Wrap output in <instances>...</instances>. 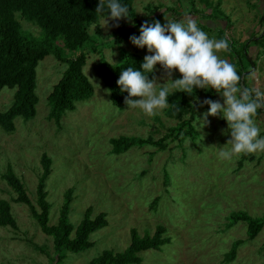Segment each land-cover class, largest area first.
<instances>
[{
	"label": "rangeland",
	"instance_id": "rangeland-1",
	"mask_svg": "<svg viewBox=\"0 0 264 264\" xmlns=\"http://www.w3.org/2000/svg\"><path fill=\"white\" fill-rule=\"evenodd\" d=\"M218 1L136 0L135 16L142 23L158 20L162 25L168 21L186 24L192 18L209 38L219 40L224 33L236 51L249 41V55L255 66L248 60H241L240 66L237 55L230 50H221L217 55L233 64L237 72L244 69L249 74L245 82L241 80V88L264 92V48L255 43L264 31V0H222L220 8L216 7ZM16 17L24 31L36 38L42 35V30L20 13ZM134 22L131 18L115 21L105 17L90 27L91 42L83 50L88 53L84 73L95 94L79 103L75 112L67 113L61 126L48 120V97L67 65L49 55L37 67V116L29 122L17 119L13 134L0 129V200L11 203L19 227L17 231L0 227V264H51L57 257L53 238L42 232L27 205L14 203L17 194L2 179L8 166H12L40 211L37 187L44 154L53 161L46 187L52 205L51 226L58 223L65 193L71 188L75 189V199L70 221L75 227L89 207L94 208L93 216L108 214L109 226L91 236L95 246L80 254L68 252L61 264H89L105 250L123 252L131 243L132 229L142 236L146 232L154 235L159 225L167 228L171 243L161 251L142 253L143 264H264V228L255 240L248 241L246 223L227 227L233 212L243 211L254 218L264 216V152L219 156L221 150L230 152L232 148L227 144L231 139L228 122L222 114L208 116L206 123L202 121L209 110L202 102L211 97L214 89L197 88L192 94L185 93L187 101L202 106L194 122L200 134L197 141L187 140L183 145L168 141L165 151L145 147L112 154L113 138L159 140L179 123L167 116L169 105L153 116L140 108L126 105L121 111L112 105L102 77L101 58L118 64L124 51L143 57L154 54L146 46L139 48L131 42V36L140 35V27L132 29ZM55 47L63 48L62 40ZM93 47L101 54L92 53ZM63 53L73 58L81 51L63 49ZM154 72L157 92L164 86L168 94L183 92L172 83L182 78L178 70L173 71L171 79L160 64ZM15 92L10 88L0 92V112L11 107ZM213 101L223 104L224 98L218 94ZM254 120L264 137V110ZM157 198V211H153L151 204ZM238 240L245 244L238 249L236 260L226 263L225 256Z\"/></svg>",
	"mask_w": 264,
	"mask_h": 264
},
{
	"label": "trees",
	"instance_id": "trees-1",
	"mask_svg": "<svg viewBox=\"0 0 264 264\" xmlns=\"http://www.w3.org/2000/svg\"><path fill=\"white\" fill-rule=\"evenodd\" d=\"M135 1L118 0L119 3L128 7L129 18L135 21L132 27L134 30L145 23L136 19ZM99 2L100 0H0V92L4 88L16 89L11 107L7 111L0 112V129L5 133L13 134L16 131L17 119L29 122L37 116L39 103L36 93L37 67L49 55H54L57 61L67 65L64 75L48 97L49 121H54L61 126L67 113L75 112L79 103L90 100L94 96L95 89L84 73L88 53L83 50L91 42L90 27L99 23L101 18L109 17L108 0H105L104 11L98 14L96 8ZM221 4L222 0H219L216 7L220 8ZM18 13L27 22L42 30L39 38L23 30L16 17ZM222 39L226 40L224 33H222ZM59 40H62L63 48L55 47ZM248 42L243 45L241 51H236L228 41L229 50L237 55L240 66H242L241 60H248L253 66L256 65L249 55ZM255 43L264 48V31ZM63 49L73 52L81 51V53L77 57L68 58L65 57ZM92 53L101 54L96 47L92 48ZM122 56V61L118 64H110L104 57L101 58L102 77L110 91L112 105L121 111L126 107L125 97L128 96V93L122 92L117 84L121 72L129 67L143 72L141 65L145 58L138 53L125 51ZM238 74L244 82L249 76L244 73V69L239 70ZM145 75H148L149 79H156L154 71ZM242 76L245 77L242 78ZM217 95L218 93L213 90L209 99L215 100ZM132 99H138V97ZM168 105L167 116L179 120V123L170 128L166 136L159 140L151 137L144 139L128 136L113 138L111 140L112 154L122 155L134 148L145 147L165 151L168 149V141L179 142L180 145L187 140L197 141L200 134L194 122L203 105L191 104L187 101L185 92L168 94ZM263 110V107L259 108L255 117L258 118ZM41 164L43 173L37 187V205L40 211L33 205L25 185L16 176L12 166H8L2 179L16 192L17 198L13 200L14 203L27 205L42 232L53 238L57 257L52 259L51 264H61L67 258L68 252L80 254L95 246L96 243L91 240V236L109 226L108 214L100 213L93 216L94 208L89 207L81 223L75 227L70 221L71 205L75 199V189L71 188L65 193L58 223L51 226L49 217L52 205L48 201L49 194L46 187L52 174L53 161L44 154ZM159 201L160 198H157L151 204L153 211H157ZM229 220L228 228L240 222L247 224L248 241L255 240L264 228V216L254 218L243 211L233 212ZM0 227L19 230L18 223L12 214L11 203L5 200H0ZM167 232V228L162 225L157 227L154 235L146 232L142 236L136 229H132L131 243L125 251L116 253L114 250H105L89 264H143L142 253L150 250L161 251L164 246L171 243L172 239L166 236ZM244 244L245 241H236L231 251L225 256V262L235 261L238 249Z\"/></svg>",
	"mask_w": 264,
	"mask_h": 264
},
{
	"label": "clouds",
	"instance_id": "clouds-1",
	"mask_svg": "<svg viewBox=\"0 0 264 264\" xmlns=\"http://www.w3.org/2000/svg\"><path fill=\"white\" fill-rule=\"evenodd\" d=\"M107 8L112 20L129 18L128 7L118 0H108ZM104 9L105 0H100L96 13H102ZM115 26L119 27V24ZM130 40L139 48L146 46L154 54L145 56L141 65L143 72L132 67L121 72L117 84L122 92L128 93L125 97L128 108H140L146 115L153 116L157 110L168 107V87L164 86L157 92L155 78L149 79L145 75L152 73L155 66L160 64L169 79L174 70L182 74V78L171 80L175 88L188 94L197 88H211L224 98L223 104L211 99L202 102V105L209 106L203 116L204 123L208 116L221 114L228 122L231 139L227 144H231L232 148L230 152L221 150V158H230L232 154L264 152V137L254 120L257 110L264 107V92L241 88V76L236 67L219 58V51L229 50L227 40L209 38L192 18L187 19L186 24L168 21L162 25L158 20L151 24L145 22L140 27L139 37L133 35ZM251 75L254 77L255 73ZM134 97L139 99H132Z\"/></svg>",
	"mask_w": 264,
	"mask_h": 264
}]
</instances>
